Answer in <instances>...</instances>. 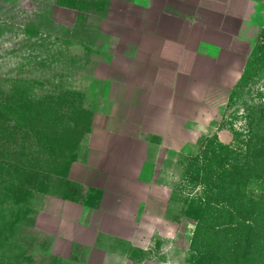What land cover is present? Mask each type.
Listing matches in <instances>:
<instances>
[{
	"label": "rangeland",
	"instance_id": "374dc122",
	"mask_svg": "<svg viewBox=\"0 0 264 264\" xmlns=\"http://www.w3.org/2000/svg\"><path fill=\"white\" fill-rule=\"evenodd\" d=\"M110 1L0 0V138L7 130L9 139L0 141V264H86L89 249L56 234L49 202L66 195L95 206L100 190L54 179L39 193L2 159L26 160L22 148L36 149L32 133L9 117L21 118L23 107L94 111L101 87L92 77L105 46L98 33ZM245 36L241 82L186 127L187 155H170L159 172L171 189L160 209L178 235L142 228L134 246L100 237L115 254L110 264L120 255L128 264H264V29Z\"/></svg>",
	"mask_w": 264,
	"mask_h": 264
},
{
	"label": "crops",
	"instance_id": "0c3cea01",
	"mask_svg": "<svg viewBox=\"0 0 264 264\" xmlns=\"http://www.w3.org/2000/svg\"><path fill=\"white\" fill-rule=\"evenodd\" d=\"M249 28L264 29V0L110 1L98 33L105 46L92 77L101 89L91 131L69 172L102 196L97 207L49 202L56 234L86 246V264H110L113 250L100 237L134 246L146 228L176 238L179 226L160 209L171 189L159 172L170 155H187L186 127L241 82Z\"/></svg>",
	"mask_w": 264,
	"mask_h": 264
},
{
	"label": "trees",
	"instance_id": "16d2710c",
	"mask_svg": "<svg viewBox=\"0 0 264 264\" xmlns=\"http://www.w3.org/2000/svg\"><path fill=\"white\" fill-rule=\"evenodd\" d=\"M68 98H71V100L73 98L82 99L79 95L73 94H70ZM65 105L63 104L62 107H65ZM23 109L26 112L21 118H19L18 114L15 117H12L11 114L9 117L12 118L19 128L26 129L32 133L36 149L32 151L31 148H22L23 151L27 152L19 155V157L26 158V160L19 158L20 160L13 161L3 158L2 160L6 162L8 170L16 172L18 175L17 182L20 185L23 182H27L31 190L33 189L39 193H43L54 179H64L67 189H69L70 185L78 187L69 180V172L73 163L79 157L83 141L91 131L93 110L83 106L79 109L72 107L73 113L66 114L53 111L30 113L29 110H32L31 106L23 107ZM7 136L8 132L6 130L0 141H5L6 144H9ZM41 158L45 160H41ZM2 167L4 166H0V173L2 172ZM98 194L100 196L98 199L99 203L102 192L100 191ZM62 197L61 199L64 200L79 202L78 199L69 198L66 195ZM88 206L97 207V205Z\"/></svg>",
	"mask_w": 264,
	"mask_h": 264
}]
</instances>
